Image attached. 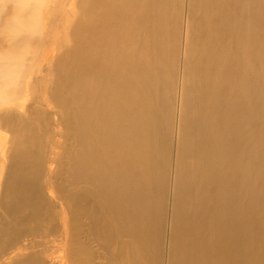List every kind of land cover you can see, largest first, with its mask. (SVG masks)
<instances>
[{
  "label": "bare ground",
  "instance_id": "6f19581e",
  "mask_svg": "<svg viewBox=\"0 0 264 264\" xmlns=\"http://www.w3.org/2000/svg\"><path fill=\"white\" fill-rule=\"evenodd\" d=\"M183 1L81 0L74 47L56 65L59 107L41 114L53 220L67 233L84 216L115 250L111 264H148L156 247L162 264H264V0H188L186 14ZM34 3L31 19L28 1L16 3L4 28L12 43L37 31V9L50 2ZM46 51L35 67L49 65ZM23 53H0V85L20 78L10 63ZM13 98L0 91V104ZM8 115L14 138L2 154L16 174L3 198L27 208L37 199L36 135L31 116L17 126ZM72 243L83 245L65 235Z\"/></svg>",
  "mask_w": 264,
  "mask_h": 264
},
{
  "label": "rangeland",
  "instance_id": "374dc122",
  "mask_svg": "<svg viewBox=\"0 0 264 264\" xmlns=\"http://www.w3.org/2000/svg\"><path fill=\"white\" fill-rule=\"evenodd\" d=\"M2 1L3 0H0V53L3 56L6 55L9 50L18 48L21 53L24 52L23 54L26 56L22 57L23 60L21 63H10L12 70L18 66L21 67L20 78L16 80L10 79L5 83L6 85H0V91H8L14 96L10 103L5 105L0 104V264H111V257L114 255L115 250L113 251V247L97 240V238L91 234L89 227L84 226V223H87L84 216L80 218L81 224H83L81 231H73L74 229L72 226H69L67 233L65 232V229H61L63 231V233H61V230L58 227V221L53 220L56 212V209H54V200L46 193L43 185L44 183L42 182L44 181L45 172L44 169H41L42 166L40 165L43 164L38 162L42 157L40 150L43 152V149L41 147H44L46 143L45 137H47L41 114L43 112H50L53 109L56 111L59 107V103L55 100V98H58V95L55 94V89L60 85L58 71L56 70L58 66L57 64L61 61L64 54L74 47L71 34L75 31V27H77L81 18V0H56L57 3H55L56 1L53 3L54 0H49L50 3H48L47 6L45 5V7L42 6L39 10L37 9L39 17L37 31L20 35L17 38L18 43H12V38L5 35L4 28L9 25L10 27L13 26L12 22L17 19L14 16H19L18 9H16L18 4L16 3L21 2V0H8V2L6 1L7 3ZM27 1L28 5L25 12H29L28 15H30L31 12V15H33L34 12L31 10H34L35 0ZM188 5V0H184L182 6L183 14H186L188 11ZM65 12L69 14V25L63 28L62 20ZM31 15L30 19L32 18ZM200 17V14H195V19H199ZM7 21L8 23L12 22L7 25ZM23 23L27 25L28 21H23ZM50 31L49 42L43 45V42H45V39L43 38L46 33ZM45 47L47 48V55L50 56V63L49 65H47L48 63H44V65L37 63L35 67L33 63L35 61L37 62L39 55V58H41L40 52H42ZM26 49L28 50L27 53ZM2 62L3 59L0 58V63ZM43 78L49 84L47 91L43 86ZM8 113V116L12 118V121L15 120L17 126L23 124L16 120L21 118L24 119L25 116H31V125L29 126L33 129L34 137L36 135L35 140L37 139L36 141L34 140V145H32L34 151L36 150L37 153L31 156L32 160H30V162L33 163V168H35L34 172H36L37 184L39 187L37 186V190H34L35 195H37L36 201L32 206H28L27 208L22 207L23 203H12V201H5L3 198L4 186L12 183L16 174L15 163L10 161L4 166V158L2 154L6 142L13 141L14 138L11 134L10 128L5 127L3 121L4 116ZM60 119L59 124L60 122L63 124V119ZM34 127L37 130H35ZM41 129H43V132ZM41 132L43 134H41ZM11 150H9L10 154H8L10 155V158H13L14 153L13 150ZM34 158L38 162L37 164L35 163L36 161L33 162ZM36 168L41 170L39 171ZM40 176L43 179L39 178ZM67 177L66 175L65 177H61L62 180L60 181L62 182H58L60 185L58 187L60 191L61 186H64L65 188L70 187ZM62 183L64 185H62ZM14 204L15 206L17 204L16 208ZM35 206L36 208H34ZM88 210H90V208ZM85 215L87 216V214ZM68 221L70 225L71 219L69 218ZM67 234L72 241L80 239L83 242V245L72 243L73 246H65L63 241ZM47 237L53 241L45 243ZM26 242L31 243L30 246H33V250H30L31 252H24V243ZM156 248H150L148 250V264H158L160 262V260L158 261V253L160 249L157 252L155 251L157 250ZM152 252L153 254H151ZM21 253L24 255V258L19 259L18 257L17 259H13L14 255L18 256ZM70 253H74L75 258L69 259L68 256ZM148 255H150V257ZM151 259H153L152 262ZM154 259L157 260L156 263ZM161 262L159 264H162Z\"/></svg>",
  "mask_w": 264,
  "mask_h": 264
}]
</instances>
